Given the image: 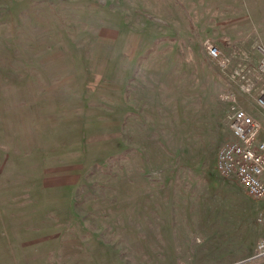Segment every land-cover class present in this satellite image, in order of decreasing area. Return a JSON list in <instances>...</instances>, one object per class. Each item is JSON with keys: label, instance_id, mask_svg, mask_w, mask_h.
Wrapping results in <instances>:
<instances>
[{"label": "rangeland", "instance_id": "rangeland-1", "mask_svg": "<svg viewBox=\"0 0 264 264\" xmlns=\"http://www.w3.org/2000/svg\"><path fill=\"white\" fill-rule=\"evenodd\" d=\"M262 59L264 0H0V260L264 264V199L215 169Z\"/></svg>", "mask_w": 264, "mask_h": 264}, {"label": "built area", "instance_id": "built-area-1", "mask_svg": "<svg viewBox=\"0 0 264 264\" xmlns=\"http://www.w3.org/2000/svg\"><path fill=\"white\" fill-rule=\"evenodd\" d=\"M205 47L208 55L224 67L227 59L220 55L216 45L205 41ZM258 71L264 73V59L259 63ZM233 74L239 80H245L242 67H238ZM241 88L250 91L251 85L245 80ZM256 102L264 107V88L260 89ZM226 116L231 137L218 148L215 169L221 174L233 175L251 197L264 199V138L258 136L264 126L233 98L226 109ZM256 249L264 255V238L258 241Z\"/></svg>", "mask_w": 264, "mask_h": 264}, {"label": "crops", "instance_id": "crops-1", "mask_svg": "<svg viewBox=\"0 0 264 264\" xmlns=\"http://www.w3.org/2000/svg\"><path fill=\"white\" fill-rule=\"evenodd\" d=\"M0 264H18L16 263V260L7 259V260H0Z\"/></svg>", "mask_w": 264, "mask_h": 264}]
</instances>
